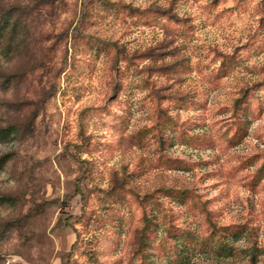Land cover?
Wrapping results in <instances>:
<instances>
[{"label": "rangeland", "instance_id": "374dc122", "mask_svg": "<svg viewBox=\"0 0 264 264\" xmlns=\"http://www.w3.org/2000/svg\"><path fill=\"white\" fill-rule=\"evenodd\" d=\"M0 264H264V0H0Z\"/></svg>", "mask_w": 264, "mask_h": 264}, {"label": "trees", "instance_id": "16d2710c", "mask_svg": "<svg viewBox=\"0 0 264 264\" xmlns=\"http://www.w3.org/2000/svg\"><path fill=\"white\" fill-rule=\"evenodd\" d=\"M11 130H13V127L11 125H8L5 128H0V138L8 134ZM1 162V161H0Z\"/></svg>", "mask_w": 264, "mask_h": 264}]
</instances>
